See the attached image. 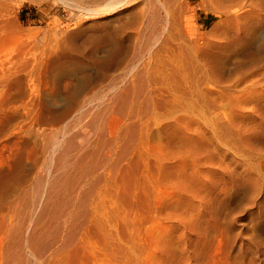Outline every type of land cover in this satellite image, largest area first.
<instances>
[{"label":"rangeland","instance_id":"obj_1","mask_svg":"<svg viewBox=\"0 0 264 264\" xmlns=\"http://www.w3.org/2000/svg\"><path fill=\"white\" fill-rule=\"evenodd\" d=\"M68 3L8 0L1 17L0 264H264V60L252 62L264 56V8L242 47L246 20L173 0L202 47L156 51L152 29L168 21L156 0L95 14L75 8L93 1ZM132 10L117 70L103 24ZM182 64L196 74L182 77Z\"/></svg>","mask_w":264,"mask_h":264},{"label":"bare ground","instance_id":"obj_2","mask_svg":"<svg viewBox=\"0 0 264 264\" xmlns=\"http://www.w3.org/2000/svg\"><path fill=\"white\" fill-rule=\"evenodd\" d=\"M8 0H0V25H2L1 23V17L4 14V12L6 11L8 4H7ZM64 3L69 2V0H59ZM85 1H93L94 3H96L95 5L89 6V7H78L76 5V10L79 12H89V13H96L99 12L100 13H107L113 10H119L122 9L120 7H124V5L126 3L129 2V0H85ZM161 8H164L166 10V16H168V21L166 22L165 26L163 27L162 31H157L155 27H153L152 32H151V40L154 43V47L156 46V51H161L163 49H168L169 46L173 45L174 42L179 43V45H189L190 48H194V49H201L202 46H200L201 44H199V39L201 38V33L199 31V28H196L195 26V16L194 15H190L189 17H184V15H180V13L178 12H170L167 8V6L171 4V2L173 0H156ZM205 3L209 2L212 6H213V11L214 13L220 17V18H225V21L230 22V21H239L241 19L246 20V23L243 25H241L240 29L243 31V33L249 32L250 33V37L246 40H242V39H237V42L240 43H233V44H239L242 47H245V45L250 42L252 40V38L254 37L257 28L259 27V23L256 21L257 19H255V16H257L258 14V10L260 8H264V0H204ZM190 3V1L188 2ZM203 3V2H202ZM204 3V5H205ZM69 4V3H68ZM73 5V4H72ZM71 5V6H72ZM202 5V4H201ZM75 5H73L74 7ZM203 6V5H202ZM205 7V6H204ZM208 7V6H207ZM72 8V7H71ZM74 9V8H73ZM186 9V8H185ZM208 9V8H207ZM210 9V8H209ZM188 10V9H187ZM188 12V11H187ZM126 15H133L132 17L129 18H124V19H119V18H110L108 20L105 21V23L103 24V28L108 27V25H111L113 27L111 34L113 39L115 40L116 46H117V55L115 56V69H122L125 65L126 62L129 60L130 58V47L132 44V40H133V30L135 29V26L138 25L139 23V14L137 12H135L134 10H132L131 12L127 13ZM214 28V27H213ZM1 29V28H0ZM215 29V28H214ZM233 41V40H232ZM232 41H230L232 43ZM124 42H128V43H124ZM204 42V41H203ZM232 47V44H231ZM151 54V53H150ZM129 55V56H128ZM160 55V53H154L152 56L155 58H157ZM204 56L206 58H211L209 55V51L207 53H204ZM252 62L253 63H258L264 60V56L263 57H253L252 58ZM222 65V64H221ZM221 65L219 66V69L223 68ZM190 67L187 68L186 65L182 64L180 66H176L175 70L176 72H178L182 77H187L188 73H193L194 75L196 74L197 70L194 68L191 72H189ZM125 73H128V70H125ZM131 71V70H130ZM170 74L172 75V73L170 72ZM107 75L106 73H103V77L102 79H104ZM138 76V75H137ZM139 77V76H138ZM137 77V78H138ZM136 78V79H137ZM142 78V77H141ZM139 79L140 81H142V79ZM4 79H0V83H4ZM102 82V80H101ZM100 78L99 80L94 83L95 85L92 86L91 90H95L97 86H100ZM127 91H129L128 89L126 90L125 94L127 93ZM124 96V95H123ZM122 95H118V97L116 98V101H119L120 106L122 107V105L124 104V98ZM95 101H94V97L93 96H89L84 98L82 101H80L76 107H73L75 109H71L70 111L67 112V114L71 113V111H75L76 114L78 113H83L85 109L89 108L90 106L94 105ZM117 106V105H116ZM33 129V128H32ZM31 129V130H32ZM33 131H30V133ZM27 133V132H26ZM29 133V132H28ZM29 136V134H26ZM36 136V135H35ZM21 137V136H18ZM23 137V136H22ZM16 139V138H15ZM14 139V140H15ZM19 141V140H18ZM17 141V142H18ZM13 142V141H12ZM11 143V142H10ZM14 143V142H13ZM60 143L57 142V144ZM17 144V143H16ZM16 144H13L16 146ZM18 147V145H17ZM16 147V148H17ZM20 147V146H19ZM18 147V148H19ZM23 147V146H22ZM56 148V147H55ZM13 149V146H12ZM11 149V150H12ZM19 150V149H18ZM17 150V151H18ZM22 150V149H21ZM16 151V150H14ZM20 151V150H19ZM32 151H34L32 149ZM13 152V151H12ZM11 152V153H12ZM64 152H68V150H64ZM63 152V153H64ZM90 153H87L86 155H84V153L82 154V156L77 160L78 163L81 165L83 163H85L86 158L89 156ZM12 155V154H11ZM19 155V154H18ZM63 155V154H61ZM84 155V156H83ZM16 156V154H15ZM14 156V157H15ZM21 156V155H20ZM17 157V156H16ZM9 158H12L11 156ZM63 159V157L59 156V159ZM14 159V158H13ZM60 159V161H61ZM11 160V159H10ZM9 160V161H10ZM16 161V160H15ZM13 160V163L15 162ZM19 161V160H17ZM11 162V161H10ZM64 162V161H63ZM12 163V164H13ZM22 163V162H21ZM62 163V161H61ZM11 164V163H10ZM63 164V163H62ZM16 165H19L16 164ZM76 165V164H75ZM15 166V164H14ZM21 166V165H20ZM83 165H81L82 168ZM12 167V166H11ZM15 168V167H14ZM18 168V167H17ZM77 168V167H76ZM12 170V168H10ZM20 168H18L19 171ZM78 169V168H77ZM76 169V170H77ZM22 170V169H21ZM5 172V171H4ZM14 172V171H13ZM76 173L78 171H75ZM74 172V173H75ZM7 173V172H6ZM17 173V172H16ZM16 175V174H15ZM75 175V174H74ZM2 176V175H1ZM0 176V178H1ZM3 177V176H2ZM11 178V177H10ZM5 179V178H3ZM8 179V178H7ZM1 180V179H0ZM3 181V180H2ZM1 181V182H2ZM6 182L8 180H5ZM11 181V179H10ZM57 181V180H56ZM74 181V180H73ZM9 182V181H8ZM14 183V182H13ZM54 183V182H53ZM56 184V182H55ZM54 184V185H55ZM1 185V183H0ZM3 186V185H1ZM52 186V185H51ZM5 187V186H3ZM1 188V187H0ZM7 188V187H6ZM74 189V188H73ZM76 189V188H75ZM51 193V190H49ZM15 192V191H14ZM70 192V200H72V195H73V191L71 189ZM5 193V192H4ZM13 193V192H11ZM25 193V191H24ZM53 193V192H52ZM48 194V193H47ZM57 194V193H56ZM5 195V194H4ZM82 196V194H80ZM24 196V195H23ZM50 196H52L50 194ZM56 195H54L53 197H55ZM85 197V196H82ZM48 198V195H47ZM80 198V197H78ZM51 198H48V201ZM84 199V198H82ZM82 199L79 200L77 202V207L79 208L80 206L82 207ZM9 200V199H8ZM4 201V197L2 199V202ZM47 201V202H48ZM1 202V201H0ZM66 202V201H65ZM65 204H69V201L67 200V203ZM82 202V203H80ZM2 204V203H1ZM0 204V205H1ZM47 204V203H46ZM75 205V204H74ZM66 206V205H65ZM76 209V208H75ZM81 209V208H79ZM79 210H76V214L78 213ZM74 212V211H73ZM74 212V213H75ZM80 212V211H79ZM80 215V214H79ZM78 217V215H76ZM74 216V217H76ZM69 219V218H68ZM70 228V227H69ZM72 229V228H71ZM69 229V230H71ZM71 234V233H70ZM35 238L34 236H32V239ZM36 239V238H35ZM34 239V240H35ZM31 240V239H30ZM32 242V241H31ZM35 242V241H33ZM55 257V256H54ZM11 260V257H9ZM17 258V257H16ZM16 258L14 260H16ZM56 258V257H55ZM8 259V258H7ZM58 259V258H57ZM13 260V261H14ZM25 260V259H24ZM55 260V259H54ZM53 260V261H54ZM9 261V260H8ZM22 261V259L20 260ZM47 261V260H46ZM44 261V262H46ZM56 261V260H55ZM54 261V262H55ZM7 264L8 262L5 261ZM24 262V261H23ZM22 262V263H23ZM39 262V261H38ZM12 264H14L11 261ZM17 263V261H16ZM15 263V264H16ZM21 263V262H20ZM10 264V262H9ZM24 264V263H23Z\"/></svg>","mask_w":264,"mask_h":264}]
</instances>
